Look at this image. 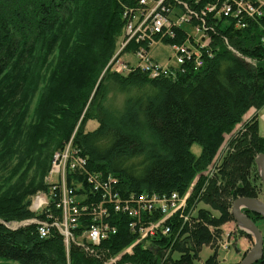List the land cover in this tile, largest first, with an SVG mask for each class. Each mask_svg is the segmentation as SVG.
<instances>
[{"label":"trees","instance_id":"trees-1","mask_svg":"<svg viewBox=\"0 0 264 264\" xmlns=\"http://www.w3.org/2000/svg\"><path fill=\"white\" fill-rule=\"evenodd\" d=\"M137 2L0 0V264H108L103 260L111 257L118 258L112 264H196L202 247L234 221L233 201L259 198L264 189L256 162L264 153L257 122L264 108V15L244 28L210 17L213 57L197 71L151 78L110 64L125 34V9ZM137 47L129 43L121 53ZM119 96L121 107H112ZM251 109L256 113L247 117ZM89 119L99 123L91 131ZM73 134L89 169L117 178L124 194L184 195L192 187L191 224L179 230L173 218L171 237L154 240L173 244L167 259L148 241L127 251L138 236L126 219L95 246L96 256L73 243L68 254L56 229L41 237L37 224L12 225L45 217L30 210L32 197L48 190L53 155ZM244 212L255 223L263 218ZM204 264H218L216 251ZM255 264H264V254Z\"/></svg>","mask_w":264,"mask_h":264},{"label":"built area","instance_id":"built-area-1","mask_svg":"<svg viewBox=\"0 0 264 264\" xmlns=\"http://www.w3.org/2000/svg\"><path fill=\"white\" fill-rule=\"evenodd\" d=\"M137 1L135 7L124 12V48L129 43L138 45L134 51L138 63L116 71L129 73L140 69L151 78L197 71L213 57L210 17L228 18L235 27L244 28L250 20L264 15V0ZM210 25L216 30L214 24ZM179 35L182 41L171 42ZM161 44L169 45L172 50L168 60H158L153 55V50ZM73 140L61 148L54 166L50 167L48 190L40 192L39 200L31 202L36 203V210L31 211L45 213V217L35 216L20 225L37 224L39 234L46 235L56 229L64 237L68 254L73 243L88 255L96 256L95 246L114 237L123 219L138 236L135 245L144 241L154 243L155 239L165 237L171 231L173 218L191 224L195 208L191 213L187 210L192 187L184 195L124 194L119 190L117 178L89 169L87 157ZM212 172L213 165L205 173ZM155 214L159 215L158 219L153 218ZM227 246L223 244L225 249ZM117 260L112 259L108 264Z\"/></svg>","mask_w":264,"mask_h":264},{"label":"rangeland","instance_id":"rangeland-1","mask_svg":"<svg viewBox=\"0 0 264 264\" xmlns=\"http://www.w3.org/2000/svg\"><path fill=\"white\" fill-rule=\"evenodd\" d=\"M126 21V20H125ZM210 28L213 29V33L214 35L217 34V30L214 29V27L212 25H210ZM181 35H179L177 38H180ZM172 40L175 43L179 41L176 40ZM124 42H125V35L120 38L119 43H118V51L116 52L115 56L112 58L110 64L112 65V69L114 71H116V69L121 68V67H125L126 65L128 66H132L136 63H138V60L135 56L134 51H125L123 53H121V51L124 49ZM226 44H229L228 39H226ZM127 46V45H126ZM121 53V54H120ZM120 54V56L118 57V55ZM153 55L158 59V60H168L170 57H172V50L170 48L169 45L166 44H161L160 46H158L157 48H155L153 50ZM118 57V58H117ZM117 58V59H115ZM128 72H123V74H127ZM130 73V72H129ZM122 101H123V97L119 96L116 97V99H114V101H112L110 104L112 107L114 108H119L122 105ZM99 125L97 120L94 119H89L86 122V130L87 131H91L94 130L95 128H97ZM264 127V125H263ZM75 134L72 135L71 138L74 137ZM230 135H226L225 137H229ZM193 152L196 155H199L201 153V147L198 144H194L192 147ZM54 156V155H53ZM49 175V173H48ZM47 177V176H46ZM193 190V189H192ZM191 190V192H192ZM40 192L43 191H39L36 193V195H34V197H32L33 200H39V196H40ZM199 201V197L197 198ZM259 199L262 200L264 202V189L261 190ZM196 201H192L189 204H193ZM195 204L189 205L187 213H191V211L193 210ZM197 206H206L203 203H199ZM232 206V205H231ZM33 207V208H32ZM232 207L230 208L231 211ZM30 210H36V203H31L30 205ZM196 211V210H195ZM195 213V212H194ZM213 214L215 215H219V213L217 211H214ZM22 222L18 223H13V226H19ZM259 230L261 231L262 235L264 236V218L258 220L256 222ZM221 229H223L218 236L217 234L215 235V237H213V239L211 240V244L209 245H204L199 253V258L196 259V264H204V262L211 256V254H213L214 251H216L217 253V261L218 264H238L243 258L244 256L253 248L254 244H255V238L252 234H250L249 232L245 231L244 229H242L235 221H228L225 222L222 226ZM249 233V234H248ZM135 242H133L131 245H129L126 250L129 251L130 253L133 252L134 247H135ZM223 244H229V246H227L228 248L225 249L223 247ZM169 256V254L167 255V257ZM180 254L178 252L174 253V257L175 258H179ZM124 257V256H123ZM167 257L165 259H167ZM164 259V260H165ZM111 259L105 260V263H109Z\"/></svg>","mask_w":264,"mask_h":264},{"label":"water","instance_id":"water-1","mask_svg":"<svg viewBox=\"0 0 264 264\" xmlns=\"http://www.w3.org/2000/svg\"><path fill=\"white\" fill-rule=\"evenodd\" d=\"M256 162L264 182V153L258 155ZM244 209L255 212L264 218V202L259 198L242 196L233 201L231 209L234 221L255 238L253 248L238 264H255L263 257L264 254V236L255 221L244 212Z\"/></svg>","mask_w":264,"mask_h":264},{"label":"bare ground","instance_id":"bare-ground-1","mask_svg":"<svg viewBox=\"0 0 264 264\" xmlns=\"http://www.w3.org/2000/svg\"><path fill=\"white\" fill-rule=\"evenodd\" d=\"M250 21H252V20H250ZM247 25H248V23H247ZM247 25H246V27H247ZM61 151V150H60ZM60 151H58V152H60ZM58 152H55L54 153V156H53V158H52V162H51V167H53L54 166V164H55V158H57V156H58ZM46 182L49 184V175H47V177H46ZM33 208V207H32ZM179 224H178V226H177V228H179V230H180V228H181V226H184V225H186V224H184V222L182 221V220H179V221H177ZM205 228V227H204ZM173 230H174V227L172 226V228H171V231L169 232V233H167L165 236H170V235H172V233H173ZM40 236L41 237H46L47 235L46 234H40ZM171 237V236H170ZM176 239H177V236H175L172 240H171V242L172 243H174L175 241H176ZM181 240V239H180ZM149 244H152V245H150L151 247H155V248H157V252H160L163 256L162 257H166L167 255H168V253L170 252V250H171V247H172V245H167V246H164V245H160L161 247H159L158 246V244H156V243H149ZM105 260H106V258L103 260L104 261V263H105Z\"/></svg>","mask_w":264,"mask_h":264},{"label":"crops","instance_id":"crops-1","mask_svg":"<svg viewBox=\"0 0 264 264\" xmlns=\"http://www.w3.org/2000/svg\"><path fill=\"white\" fill-rule=\"evenodd\" d=\"M255 113H256V110L251 109L249 111V114L247 115V117L253 116ZM257 122H258L259 134L264 137V127H263V125H264V108L258 112Z\"/></svg>","mask_w":264,"mask_h":264}]
</instances>
